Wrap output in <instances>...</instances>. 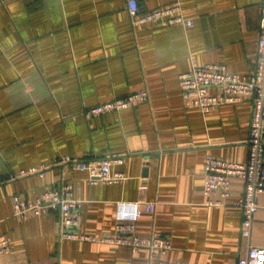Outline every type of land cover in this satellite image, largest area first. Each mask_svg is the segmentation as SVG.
Listing matches in <instances>:
<instances>
[{"label":"crops","instance_id":"0c3cea01","mask_svg":"<svg viewBox=\"0 0 264 264\" xmlns=\"http://www.w3.org/2000/svg\"><path fill=\"white\" fill-rule=\"evenodd\" d=\"M128 1L0 0V240L9 238L0 264H148L146 248L61 238L56 213L14 216L16 193L32 199L63 180L82 201L80 230L97 237L114 233L116 201H155L137 232L168 234L164 258L176 264H237L249 245L264 246V193L247 241L234 205L243 180L232 178L224 205L204 192L208 155L246 161L251 102L204 113L184 106L179 85L181 73L208 63L254 69L261 0H137L141 12L178 1L191 27L135 25ZM142 89L146 101L85 116ZM64 155L110 158L125 178L91 184L84 170L52 165ZM42 165V174L8 179Z\"/></svg>","mask_w":264,"mask_h":264},{"label":"built area","instance_id":"2783aa9c","mask_svg":"<svg viewBox=\"0 0 264 264\" xmlns=\"http://www.w3.org/2000/svg\"><path fill=\"white\" fill-rule=\"evenodd\" d=\"M128 11L135 25L158 24L164 26L181 25L191 27L194 20L183 13L180 2L141 12L137 0L128 1ZM179 85L185 107H198L207 113L222 104L251 102V118L246 161H231L208 155L205 159L204 192L208 204L224 205L231 195V180L238 177L244 182V191L234 205L241 212V236L250 241L255 213L258 209L257 197L264 193V0L260 3L258 60L252 71L241 75L232 72L224 63H208L194 66L179 75ZM216 91H214V90ZM146 89L114 98L85 110V116L92 118L111 111L133 107L146 101ZM120 161L121 159H116ZM70 165L74 169L88 172L89 182L113 183L123 180L122 173H112V159H75L62 156L52 165ZM48 166L32 167L28 170L10 172L8 179H16L32 173H44ZM216 195L214 199L209 198ZM155 201L120 199L116 201L115 231L113 234L97 237L80 230L82 201L74 196V186L70 180L52 185L35 198L13 196L14 216L18 219L30 216L56 213L59 217L61 238L98 241L113 246H130L135 250H149L148 264H176L167 261L164 255L172 249L168 234L153 231L148 235L137 232V221L144 213H153ZM9 250V238L0 240V254ZM237 264H264V246L249 245L247 252L240 255Z\"/></svg>","mask_w":264,"mask_h":264}]
</instances>
